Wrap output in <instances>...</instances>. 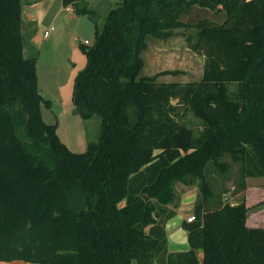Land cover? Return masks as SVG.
I'll list each match as a JSON object with an SVG mask.
<instances>
[{
    "label": "trees",
    "instance_id": "1",
    "mask_svg": "<svg viewBox=\"0 0 264 264\" xmlns=\"http://www.w3.org/2000/svg\"><path fill=\"white\" fill-rule=\"evenodd\" d=\"M78 1L63 4L95 16ZM22 7L0 0V261L264 264V226L248 224L245 198L223 202L207 171L226 177L238 163L236 192L264 176V0L111 7L95 21L94 42H79L87 63L72 99L83 119L101 118L99 138L84 152L43 118L42 104L52 102L39 86L37 56L24 54ZM180 28L197 30L186 40L205 55L202 77L141 75L150 37ZM187 112L199 129L183 119ZM177 182L198 185L199 194L195 219L182 221L189 248L170 251Z\"/></svg>",
    "mask_w": 264,
    "mask_h": 264
},
{
    "label": "rangeland",
    "instance_id": "2",
    "mask_svg": "<svg viewBox=\"0 0 264 264\" xmlns=\"http://www.w3.org/2000/svg\"><path fill=\"white\" fill-rule=\"evenodd\" d=\"M121 0H80L77 3L85 9L94 8L96 10L95 16L89 17L88 15L79 16L74 11L73 7L76 6L72 4V11L69 12L66 10V6L60 3L59 9L57 7V15L54 18L49 19V24L54 25V31L50 33L49 37L42 36L43 46H54V52H48L47 56L45 48L41 54L39 70H40V86L44 90L56 94L58 90L59 83L66 81V78H71L72 76V66L73 63L69 58L72 57L71 51L72 48L76 45L78 48V40L84 41L86 38L90 41V45L94 42L95 34V21H98L99 24L103 23L107 12L112 6L118 4ZM45 2H43L44 5ZM72 13L73 17H76L74 20H71L68 17V14ZM77 26V27H76ZM73 28H76L75 31ZM196 29H173L168 31V35L165 37L151 36L148 41V46L143 50L142 55L145 60V66L141 71V75H156L159 74V80L163 81H181L187 82L191 80H199L202 77L205 55L195 52L192 48L189 47V44L186 40L188 35H191L193 39L196 38ZM78 39V40H77ZM78 53L80 55L79 65L76 67V72L73 76L72 82H70L64 92L67 94L72 93L74 77L76 73L82 69L87 63V55L82 50L78 48ZM55 59H53V57ZM53 59L54 63H51ZM50 64L55 65V73H49ZM180 70L179 74H161L164 70ZM70 80V79H69ZM69 82V81H68ZM175 101V100H174ZM73 118L75 117L73 112H71ZM79 124L83 129V126L86 127L87 135L90 141H97L98 136L101 131V118L98 115H94L91 119L85 120L78 113ZM189 125L194 127V129L200 128V120L196 118L191 112H187L183 118ZM67 123V127H73V129H78V125H73ZM83 124V126H82ZM87 147L82 151H86ZM81 152V151H78ZM229 160L228 158H225ZM239 164L236 162L231 163V169L227 173L226 177H223L213 166H210L208 171L209 180L212 184V187L215 193L222 199L223 202L236 203L243 198L246 200V189L243 190L242 187L239 188V191L236 192L235 189V180L239 177L238 173ZM254 179L260 181H254V184H258L260 189L264 187V176H260ZM239 180V179H238ZM241 181V180H239ZM248 184V183H247ZM176 189L178 197L176 200L177 214H179L180 224L177 233L180 238V243L175 242V227L173 221L170 226H168V233L170 234L172 250L185 249L189 247L187 244L188 233L185 232V229L182 227V221L187 220L193 214V209L195 202L197 200L199 187L198 185H186L181 182L176 183ZM253 203L250 206L249 216L253 218L255 212L259 209L264 208V196L255 198ZM217 202V198H216ZM215 207V205L210 204L209 207ZM9 263V262H8ZM136 264V263H134Z\"/></svg>",
    "mask_w": 264,
    "mask_h": 264
},
{
    "label": "crops",
    "instance_id": "3",
    "mask_svg": "<svg viewBox=\"0 0 264 264\" xmlns=\"http://www.w3.org/2000/svg\"><path fill=\"white\" fill-rule=\"evenodd\" d=\"M43 2H45L44 5H43ZM22 3H23V7H22V18H23L22 31H23V36H24V54L26 57L37 56V58H38V63H37L38 78H39V86H40V70H39L40 67H39V64H40L41 54L45 48L47 49V52H45L46 56H47L48 52L53 53L55 50L54 46H51V47L43 46L42 36H43V34L45 36L46 31H48L51 26H54V25L49 24L48 21L50 18H54L57 15V13L59 12V11H57V7L59 9V5H60V3L63 4V0H22ZM73 9L76 12V16H77V14L79 16L83 15V14H79L76 11V7L75 8L73 7ZM66 10L71 12L72 11V4L66 6ZM68 17L71 20H74L76 18V17H73L72 13H69ZM73 29L75 31H77L76 28H73ZM49 36H50V34H49ZM49 36H47V37H49ZM86 39H88V38H86ZM94 39H95V34H94ZM79 42H83V41L78 40V46H79ZM78 48H80V46ZM78 48L76 47V45L72 48V51H71L72 57L69 58L70 61L73 63L72 73H71L72 76H71V78H70V76H69V78H66L65 82L59 83L60 85L58 86V90H57L56 94H53L51 92L44 90L43 88H41V86H40V88H41V91H42V94L44 95V97L46 99L51 100V102H52L51 107H48L44 103L42 104V114H43L44 120L48 123H56L57 124V132H58L60 138L68 145V147L71 150H73L75 152H78V151L82 152L88 146L90 140H89L88 135H87L86 127L83 126V124H82V126H83V129H82L80 124H79V119L77 116L78 111H76V108H75V105H74V102L72 99L73 94L72 93L67 94L66 92H64V89L66 88V86L70 82H72L73 76L76 72V67H77V65H79L80 55L78 53ZM55 57L56 56H54L53 59H55ZM53 59H51V57H50L51 63H54ZM48 69L50 71L49 72L50 74L55 73V70H56L55 65L50 64V67ZM74 79H75V77H74ZM72 92H73V88H72ZM71 112H73V114H75L74 118H73V116H71L72 115ZM67 123L68 124L71 123L74 126L79 124L78 129H73V127L68 128ZM98 138H99V136H98ZM254 178H257V177L247 178L248 187L246 189V196H247L246 197V203L249 207L253 203L254 195L256 196L255 198H259V197L264 196V187L263 188L260 187V189H259L258 184H254L255 183L254 181L255 180L260 181V180L254 179ZM260 182H262V181H260ZM178 216H179V214H176V216H174L173 218H171L168 221L167 232H168V228H169L168 226L171 225L172 221H173L172 224H174L175 228L177 226H179L180 220H179ZM247 222L250 226H264V208H261L257 212H255L253 215V218H250V216L248 215ZM175 231H176L175 242L179 244L180 238L177 236L178 235L177 233H180V232H178L179 231L178 228H176ZM185 232H187V231L185 230ZM187 238H188V236H187ZM168 239H169V250L175 251L173 249L172 250L170 249L171 240H170V234L169 233H168ZM186 243L188 244V239H187ZM188 248L186 247L185 249H179V250H186ZM0 264H37V263L26 262L23 260H14V261H10L9 263L7 261H0Z\"/></svg>",
    "mask_w": 264,
    "mask_h": 264
},
{
    "label": "built area",
    "instance_id": "4",
    "mask_svg": "<svg viewBox=\"0 0 264 264\" xmlns=\"http://www.w3.org/2000/svg\"><path fill=\"white\" fill-rule=\"evenodd\" d=\"M54 29H55L54 26H51V27L49 28V30L46 31L45 36H46V37L49 36V34L51 33V31H53ZM83 42H84L85 44H87V45H90V41H89L88 39L84 40ZM194 219H195V216H194V215H191L190 217L187 218L188 221H193Z\"/></svg>",
    "mask_w": 264,
    "mask_h": 264
},
{
    "label": "water",
    "instance_id": "5",
    "mask_svg": "<svg viewBox=\"0 0 264 264\" xmlns=\"http://www.w3.org/2000/svg\"><path fill=\"white\" fill-rule=\"evenodd\" d=\"M77 111V110H76Z\"/></svg>",
    "mask_w": 264,
    "mask_h": 264
}]
</instances>
